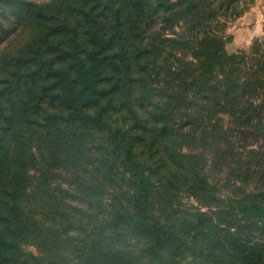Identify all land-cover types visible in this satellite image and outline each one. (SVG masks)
<instances>
[{"label":"trees","instance_id":"1","mask_svg":"<svg viewBox=\"0 0 264 264\" xmlns=\"http://www.w3.org/2000/svg\"><path fill=\"white\" fill-rule=\"evenodd\" d=\"M241 3L0 0V264H264Z\"/></svg>","mask_w":264,"mask_h":264},{"label":"rangeland","instance_id":"2","mask_svg":"<svg viewBox=\"0 0 264 264\" xmlns=\"http://www.w3.org/2000/svg\"><path fill=\"white\" fill-rule=\"evenodd\" d=\"M241 16L227 22L229 52L250 51L256 40L264 41V0H240ZM193 203L192 200H187ZM29 251L36 252L34 247Z\"/></svg>","mask_w":264,"mask_h":264}]
</instances>
